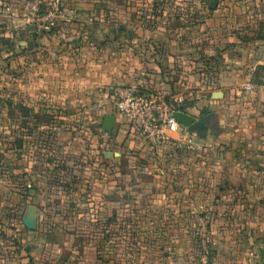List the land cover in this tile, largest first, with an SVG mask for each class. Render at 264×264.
Masks as SVG:
<instances>
[{
  "label": "rangeland",
  "instance_id": "374dc122",
  "mask_svg": "<svg viewBox=\"0 0 264 264\" xmlns=\"http://www.w3.org/2000/svg\"><path fill=\"white\" fill-rule=\"evenodd\" d=\"M41 1L46 10L51 0ZM87 1L96 16L86 24L34 28L53 42L0 24V264H147L142 242L189 264L208 259V237L190 225L163 231L160 224L176 218L158 209L165 199L174 208L176 194L190 195L197 182L205 193V180L227 177L209 170L205 151L146 143L115 102L128 93L158 96L210 115L215 108L203 107L204 97L219 93L222 101L227 92L221 129L244 144L246 111L256 106L264 115V0H215L213 9L214 0ZM243 84L250 88L237 94ZM105 113L117 117L110 133L101 129ZM245 171L248 188L264 194V165ZM221 236L228 257L240 251L239 236H262L242 251L264 264V232Z\"/></svg>",
  "mask_w": 264,
  "mask_h": 264
},
{
  "label": "crops",
  "instance_id": "0c3cea01",
  "mask_svg": "<svg viewBox=\"0 0 264 264\" xmlns=\"http://www.w3.org/2000/svg\"><path fill=\"white\" fill-rule=\"evenodd\" d=\"M23 1L24 0H0V24H21L24 28H27L24 25L23 11L21 8V3ZM63 1L64 0H51L49 3L50 5L57 3L60 5V9L67 11L64 20H60L65 22L57 21L55 23L56 25L67 23L70 25V27L69 25L68 27L71 28L73 27V24H86L87 21H89V17L96 16V9L91 11L92 4L87 0H68V3H63ZM8 8L10 11L7 10ZM112 24L118 23L117 21H112ZM29 33L30 35H36L35 39H38L36 43H48V41L53 42V38H51L53 37V34L41 35L37 32V30H32ZM60 37H63L62 34L58 36V38ZM245 84L241 86L242 90L236 91L237 94L247 92L245 90V86L247 85ZM211 94L208 100H206L204 97L203 107H207L209 109L213 107L215 108V112L210 113L211 119L208 124L205 137H197V139L204 146V151L208 154L209 161L213 162L209 167V170L211 171V169H213L212 171L217 172V175H215L216 177H220V175H222V178L227 177V180H205V182H203L205 183L204 185L207 186L205 193H201V191H199L200 188L198 189V187H196L199 185V182H197V184H195V191H193L190 195L182 196L176 194L174 199L176 204L172 209L167 208L168 203L166 204V202L168 199H165V203L163 204L162 208L158 209L159 213L157 215L163 217L175 216L176 221L174 222L175 224H169L167 222H164L163 224L161 223L160 229L163 228V231H167L166 229L171 227L174 229L180 228V231H187L188 226L190 225L192 226V230H195L199 233L203 232L205 237H208L212 245L213 252L209 254L208 259L201 257L199 262L197 261L191 264H254L255 259H252L251 257L255 255V252L247 255V253L244 254L245 252L242 250H245V248L249 247V245L254 246V243L258 246V243L260 244L263 242L262 236L255 237L254 239H245L244 237L239 236L240 238L237 239L236 242L239 245L238 250L241 252L239 251L233 256L228 257L225 253V237L221 236V234L226 232L243 234H257L264 232V206L261 203V201H263L264 194L253 192L251 188H248V185L250 184L249 180H242L244 177L243 171L246 172V169H257V167L264 165V147L262 142L264 140V115H261V118L259 117L260 113L257 111L256 106H253L246 111L247 114H245L240 127L242 128L243 132L246 133L247 139L244 140V144L237 145L233 141L230 142L229 140V137L232 138L234 134H226L221 129H224V124H226V119L222 114L225 113V111L221 110V107H223V98L225 95L227 97L229 94L222 91L220 96L222 101L212 99ZM257 99L260 102L262 101V97L257 96ZM183 112L188 113L196 119L200 116H207L200 113L198 114L194 112L193 109H185ZM109 114L110 113L103 114L102 119L105 115ZM114 117L115 122H117V117ZM210 125L217 127L220 130L218 135L211 131ZM125 133L128 132L126 131ZM259 137H261V140L258 139ZM164 143L173 144L172 142H162L158 145ZM237 153L241 154L240 157L233 156L238 155ZM242 156L244 159L240 160ZM241 162L243 165V170L240 167ZM225 167H228L230 170L229 175L223 174L225 172ZM236 171L239 173L236 174ZM249 173L250 175L255 174L253 171ZM239 185L242 187L245 185V191H243V193H240ZM9 213H13L15 216H18L21 211L16 210L10 211ZM248 217L254 218V226H248ZM25 220H28V218H23L21 220L23 226L28 232L31 234L35 233L36 235V231L34 232L35 223L33 229H28L24 224ZM33 245L35 248L36 246H39L37 243H34ZM157 245L158 248H154L155 253H150V251H148V246L144 242L138 245L140 250L143 252L141 258L143 259L144 263L189 264L183 259L181 255H166L165 252L160 250L163 248L162 245H160V243ZM157 252L161 255H158ZM146 253L152 255L148 257ZM248 257L251 259L247 262L246 260ZM31 262V264L44 263L40 259L36 258Z\"/></svg>",
  "mask_w": 264,
  "mask_h": 264
},
{
  "label": "built area",
  "instance_id": "2783aa9c",
  "mask_svg": "<svg viewBox=\"0 0 264 264\" xmlns=\"http://www.w3.org/2000/svg\"><path fill=\"white\" fill-rule=\"evenodd\" d=\"M41 0H24L21 3L23 21L26 27L46 28L64 20L67 11L59 4H49L46 10ZM10 11V9H7ZM250 87L245 86L248 90ZM115 107L128 122L134 125L146 143L157 146L172 142L177 148L201 152L204 146L194 133L180 125L172 117L174 112H183L158 96H140L128 93L115 102Z\"/></svg>",
  "mask_w": 264,
  "mask_h": 264
},
{
  "label": "water",
  "instance_id": "95a60500",
  "mask_svg": "<svg viewBox=\"0 0 264 264\" xmlns=\"http://www.w3.org/2000/svg\"><path fill=\"white\" fill-rule=\"evenodd\" d=\"M215 5V0L209 5L210 9H213ZM27 30L32 31L34 28L28 27ZM219 93H213L212 98H218ZM172 117L183 127L187 128L189 132L194 133L199 138H204L206 135V130L211 119V115L200 116L197 119L189 115L186 112H174ZM115 122V117L112 115H105L102 119L101 129L105 133H110L113 129ZM25 226L28 229L34 228V222L31 220L24 221Z\"/></svg>",
  "mask_w": 264,
  "mask_h": 264
},
{
  "label": "trees",
  "instance_id": "16d2710c",
  "mask_svg": "<svg viewBox=\"0 0 264 264\" xmlns=\"http://www.w3.org/2000/svg\"><path fill=\"white\" fill-rule=\"evenodd\" d=\"M179 110H180V111H184L185 109H183V106H181V107L179 108ZM200 114H203V113L200 112ZM203 115H205V114H203ZM210 129H211V131H212L213 133H215L216 135H218L219 132H220V130H219L217 127H213L212 125H210ZM189 151H191V150H189ZM191 152L196 153V154H200V153H203L204 150H202L201 152H194V151H191Z\"/></svg>",
  "mask_w": 264,
  "mask_h": 264
}]
</instances>
